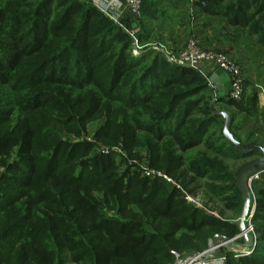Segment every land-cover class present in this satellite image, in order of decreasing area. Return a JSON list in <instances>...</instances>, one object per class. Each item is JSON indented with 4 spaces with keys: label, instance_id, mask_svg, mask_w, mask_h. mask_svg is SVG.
I'll use <instances>...</instances> for the list:
<instances>
[{
    "label": "trees",
    "instance_id": "16d2710c",
    "mask_svg": "<svg viewBox=\"0 0 264 264\" xmlns=\"http://www.w3.org/2000/svg\"><path fill=\"white\" fill-rule=\"evenodd\" d=\"M148 34L138 31V41ZM135 41L91 0H0V264H174V251H204L216 230L241 233L237 222L207 214L176 185L129 164L143 151L149 168L185 185L208 175L226 181L209 191L242 213L237 173L187 156L199 147L250 156L226 137L206 77L152 48L136 57ZM257 99L216 103L247 123ZM231 118L230 134L242 142V124ZM94 121L98 143L120 145L128 158L71 140ZM256 135L249 129L246 142ZM257 194L256 251L230 252L227 264H264V187Z\"/></svg>",
    "mask_w": 264,
    "mask_h": 264
},
{
    "label": "crops",
    "instance_id": "0c3cea01",
    "mask_svg": "<svg viewBox=\"0 0 264 264\" xmlns=\"http://www.w3.org/2000/svg\"><path fill=\"white\" fill-rule=\"evenodd\" d=\"M117 12L120 23L149 35L159 36L171 55L185 46L187 37L194 36L202 48L229 53L242 67L245 99L257 95L258 115L252 118V129L262 134L264 126V0H144L147 13L136 17L124 0ZM169 34V35H168ZM164 35L168 36V39ZM149 36V37H150ZM219 68L214 62H204L202 74L213 76ZM220 86L210 85L214 92H230V76L219 77ZM258 89V90H257ZM264 128V127H263Z\"/></svg>",
    "mask_w": 264,
    "mask_h": 264
},
{
    "label": "rangeland",
    "instance_id": "374dc122",
    "mask_svg": "<svg viewBox=\"0 0 264 264\" xmlns=\"http://www.w3.org/2000/svg\"><path fill=\"white\" fill-rule=\"evenodd\" d=\"M143 4H144V0H143ZM119 12H121V10ZM118 17L120 18L121 16H118ZM114 21L116 23L120 24L119 19L114 20ZM145 31H147V30H145ZM145 31H144V34H145ZM148 32H149V30H148ZM137 34L138 33H136L134 35L136 40H138ZM149 34H148L146 41H142V42L135 41V45L133 47V53L136 57L141 56L146 49L152 48V49H155V50H158V51L165 53L170 62L178 65L176 61L179 60V58L182 56L184 50L186 49V47L188 46L190 41L196 40L197 42H199L197 40V38H195L194 36H191V37L188 36L187 41H186L183 49L177 55L173 56L168 51V49H167L168 46H166L165 44L162 45V43L160 42L159 38H161V37H159L157 35L155 37L154 36L151 37ZM164 36H165V38L168 39L167 35H164ZM201 49L204 50V48H202V47H201ZM205 50H207V49H205ZM227 54H229V53H227ZM230 57L232 60H234V58L231 55H230ZM171 59H172V61H171ZM204 62H208V61H204ZM204 62L197 69L201 73L203 72L202 66H203ZM206 79H209V78H206ZM212 84L215 86L214 83H212ZM246 88L247 87H246V83H245V92L247 90ZM219 97H227L226 91H222L221 93H217L216 91L214 92V90H213V96H212V100H211L210 105L215 110H218V111L222 112L223 114H225L227 117H229V116L231 117V115H235L237 117L236 124H242V129H237V130H235V132L237 133L238 137L241 139L243 144H251L253 142H256L255 141L256 139H260L261 140L260 142L264 143V128H263L264 126L261 127L262 129H260V130H262L261 131L262 134L260 136L253 138V141H251L249 143L246 142L247 141V138H246L247 131H249V129L252 128V119L249 118L248 122L246 123V120L242 119L243 114L239 113L236 108L228 107L225 104H218L217 105L216 100ZM245 97L246 96H244V98ZM227 98H229V95ZM100 126H101V121H94L87 126L86 131H84L80 137L77 138V137L70 136L71 140H73L75 142L76 141H78V142L79 141L80 142H83V141L92 142L93 144H96L95 152H101V151L110 152L111 154H114V156L116 157L118 162L121 161L122 157L128 158V154L122 149V146H120V145L119 146H116V145L115 146H112V145L105 146L102 143H98V141L94 137V133ZM139 155L141 157V160L140 159L131 160V161H129V164H131L132 166L133 165L139 166V168H141V170L143 172H144V170L151 169V168H149L148 163H147L146 158H145L146 153L142 151ZM201 155H204L209 160L216 161V162L222 164L224 167H226L229 170L230 173H238V170L241 166H243L247 162H250L256 158H259L260 156L263 155V153L262 152L254 153L253 152L252 155L245 157V158L230 159V158L214 155L213 153L207 152L204 148L199 147V148H196L195 150H193L187 154L188 157H190V156L197 157V156H201ZM189 162L193 163L195 161L193 159L192 161L190 160ZM187 163H188V161H187ZM209 170L210 169L208 168V171ZM4 172H5V169L0 168V176ZM190 176L192 177V175H190ZM208 176H206L204 178H196V180H194L191 183H190L191 180L189 179V181L186 185L182 181L178 180L177 178H174L172 176H169V177L173 180L174 183H177L178 185H180L183 188V190L185 191V193H187L191 198H193L195 201H197L196 204L192 203V202H190V203H192L195 206L205 210V212L209 215L224 218V219L231 220L233 222L238 223L241 215H237L235 212H233L232 210H228L225 207L223 196H221V197L216 196L209 191L210 187L214 188V186L217 187V186H221L223 184H229V183H226V181H211ZM159 179H162V178H159ZM173 182L171 181V183H169V182L168 183L174 185ZM262 187H264V173L261 175L260 179L255 182V185H254L255 196L252 194V190L250 189L252 207H253V204H255V200L258 198L257 191ZM252 207H251V210L253 211L254 208H252ZM252 211H249V214L252 213ZM249 214H248V216H249ZM255 214L256 213H254V216L252 217L251 222H248V216H247V219L245 220V226L247 228H249L251 226V228H252V231L248 233L252 239V240L250 239L252 241V254L256 251V246H257L258 241H259V233L257 231V228H259L260 220L257 218L258 216ZM217 234L221 235V239L224 238L227 240H231V239L236 237L235 236V237L230 238L226 235V232L221 231V230H216L214 235L209 237L205 250L208 249L210 247L211 243L214 242V237ZM239 235H237V236H239ZM242 237H244L245 240L240 239L241 237H239L237 240H235V242L230 241L228 246H225L222 248V251L225 252L226 254H228L230 252L236 254V252H235L236 250L240 251V250L245 249L247 247L246 246L247 241H246L245 236H242ZM180 253L186 254V252H180ZM175 260H176V258H175ZM227 260H228V255H227ZM67 264H73V263L67 262Z\"/></svg>",
    "mask_w": 264,
    "mask_h": 264
},
{
    "label": "built area",
    "instance_id": "2783aa9c",
    "mask_svg": "<svg viewBox=\"0 0 264 264\" xmlns=\"http://www.w3.org/2000/svg\"><path fill=\"white\" fill-rule=\"evenodd\" d=\"M93 1L97 6H99L103 11L113 20H118L119 12L122 9L123 3L115 1L109 2L108 0H91ZM124 3L127 5V7L130 8L132 13L138 17L141 18L143 14V0H124ZM123 27L127 28L133 36L138 33V29L135 27H127L120 23ZM138 41V40H136ZM172 61V59H171ZM214 62L218 68H222L225 73H227L230 76V92H229V98L235 102H241L244 99L245 96V78L242 67L234 60L231 59L229 54H226L224 52H220L217 50H203L200 47L199 42L196 40L190 41L186 49L184 50L182 56L177 60V64L179 66L184 67H192L195 69H198L199 66L204 62ZM210 85H213L212 83H209ZM105 152V151H104ZM264 173V169L260 170L256 174H254L252 177L249 178V184L250 188L252 190V194L255 196V190H254V184L256 181H258L261 177V175ZM144 175L153 177V178H162L166 182L171 183L173 180L167 175L166 173L155 170V169H148L144 170ZM178 188H183L178 185L177 183H174ZM184 195L186 197V200L188 202L197 203L193 198H191L185 191L183 190ZM187 194V195H186ZM253 211L248 216V222H251L252 217L254 216V213L257 208V201L255 200V204H253ZM252 228L251 226L247 228V232H251ZM244 236V234H241L239 236H236L234 240H237L239 237ZM232 240H227L224 238H220V240L215 243H211L210 247L204 251L201 252H194V253H186L182 254L178 251H174V256L176 258L175 264H227V254L222 251V248L229 245V242ZM235 242V241H232ZM243 249V248H242ZM237 256H248L252 254V245L249 247H246L243 250H236L235 251Z\"/></svg>",
    "mask_w": 264,
    "mask_h": 264
},
{
    "label": "water",
    "instance_id": "95a60500",
    "mask_svg": "<svg viewBox=\"0 0 264 264\" xmlns=\"http://www.w3.org/2000/svg\"><path fill=\"white\" fill-rule=\"evenodd\" d=\"M136 27V25L134 26ZM225 71L222 68H219L216 73L211 76L209 79H207L208 83H214L216 87L220 86V80L219 77L221 75H224ZM225 115V114H224ZM225 117H227L225 115ZM226 137L234 144L236 145L241 151L244 153L252 155L253 152H262L263 155L259 158H256L250 162L245 163L243 166H241L237 173V182L238 185L244 195V207L240 216V219L238 221V225L240 227L241 234H244L247 244L246 246L249 247L252 245V239L250 235L247 232V227L245 226V220L247 219V216L250 211L251 206V192H250V184H249V178L252 177L254 174L259 172L260 170L264 169V146L253 142L251 144H243L239 142L234 136L230 134V124L232 121V118L229 116L226 118ZM221 238L220 234H217L214 237V242L217 243ZM251 239V240H250ZM232 241H235L234 238L231 239ZM194 253V252H191ZM189 253V254H191Z\"/></svg>",
    "mask_w": 264,
    "mask_h": 264
},
{
    "label": "bare ground",
    "instance_id": "6f19581e",
    "mask_svg": "<svg viewBox=\"0 0 264 264\" xmlns=\"http://www.w3.org/2000/svg\"><path fill=\"white\" fill-rule=\"evenodd\" d=\"M232 242V241H231Z\"/></svg>",
    "mask_w": 264,
    "mask_h": 264
}]
</instances>
